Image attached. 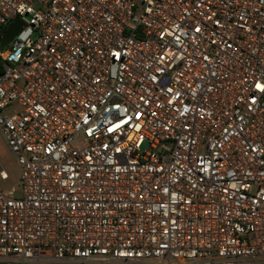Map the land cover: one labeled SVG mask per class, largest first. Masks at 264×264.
<instances>
[{"label": "built area", "instance_id": "obj_1", "mask_svg": "<svg viewBox=\"0 0 264 264\" xmlns=\"http://www.w3.org/2000/svg\"><path fill=\"white\" fill-rule=\"evenodd\" d=\"M17 17L0 263L264 264V0H0V39Z\"/></svg>", "mask_w": 264, "mask_h": 264}, {"label": "rangeland", "instance_id": "obj_2", "mask_svg": "<svg viewBox=\"0 0 264 264\" xmlns=\"http://www.w3.org/2000/svg\"><path fill=\"white\" fill-rule=\"evenodd\" d=\"M26 17H28V16H26ZM17 108H18V106H17ZM10 113H11V109L9 111L5 112L6 115H8ZM7 146L8 145L6 143L5 136L0 131V162L3 166V168L5 169V171L9 175V179H7V180H1V178H0V184L2 187H9V186L13 185L17 189L16 195H20L21 185L18 183L20 166L18 164L16 156ZM0 264H23V263H0ZM51 264H72V263L54 262ZM89 264H118V263H111V262L105 263V262H101V261H94V262L89 263ZM128 264H154V263H152L150 261H137V262H132V263H128Z\"/></svg>", "mask_w": 264, "mask_h": 264}, {"label": "water", "instance_id": "obj_3", "mask_svg": "<svg viewBox=\"0 0 264 264\" xmlns=\"http://www.w3.org/2000/svg\"><path fill=\"white\" fill-rule=\"evenodd\" d=\"M26 25V21L21 18L17 17L14 21L7 27L4 35L0 39V45L2 47L7 46L13 38L21 31L22 27Z\"/></svg>", "mask_w": 264, "mask_h": 264}, {"label": "trees", "instance_id": "obj_4", "mask_svg": "<svg viewBox=\"0 0 264 264\" xmlns=\"http://www.w3.org/2000/svg\"><path fill=\"white\" fill-rule=\"evenodd\" d=\"M2 65H0V71H1ZM83 264V263H82Z\"/></svg>", "mask_w": 264, "mask_h": 264}, {"label": "snow or ice", "instance_id": "obj_5", "mask_svg": "<svg viewBox=\"0 0 264 264\" xmlns=\"http://www.w3.org/2000/svg\"><path fill=\"white\" fill-rule=\"evenodd\" d=\"M257 87L259 88V87H261L260 85H257Z\"/></svg>", "mask_w": 264, "mask_h": 264}]
</instances>
